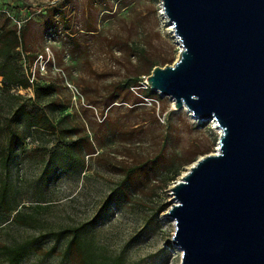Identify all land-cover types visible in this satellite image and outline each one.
I'll list each match as a JSON object with an SVG mask.
<instances>
[{"label": "rangeland", "instance_id": "obj_1", "mask_svg": "<svg viewBox=\"0 0 264 264\" xmlns=\"http://www.w3.org/2000/svg\"><path fill=\"white\" fill-rule=\"evenodd\" d=\"M160 2L0 0V14L6 11L18 26L27 23L32 76L43 82H55L62 89L66 87L64 95L70 93L72 102V109L67 113L76 110L83 121L89 119L92 123H100V115L105 116L108 110L104 106L106 88L140 71L127 48L130 43L145 45L156 58L172 56V63L177 58L179 47L160 14ZM55 3L58 4L56 14H46L45 7ZM61 11L64 15L59 14ZM87 29L94 32L84 31ZM173 51L175 55H172ZM141 84L145 85V79ZM141 88H133L131 92L136 94L135 91ZM19 94L32 96L30 90L19 91ZM160 98L143 101L147 107H154L160 126L168 122L170 138L165 153L177 151L179 162L215 153L219 131L212 123L193 122L183 110H174L170 99ZM82 111H86L85 114ZM112 119L120 123L135 120L123 109H117ZM162 130L158 126L151 128L152 133L141 146L144 153L159 150L157 144L163 136ZM125 139L128 138L123 136V140H118L119 152L127 145ZM44 141L49 146L54 145L52 137H46ZM119 158L125 160L122 156ZM90 159L85 157L84 173L62 156L57 159V168L28 165L21 162V156L13 160L9 173L11 204L18 208L45 207L36 213L40 226L12 227L5 231V239L9 242H32L21 264H70L61 255L64 240L47 237L43 228L78 226L84 227V238L95 241L113 257L120 255L123 264H179L180 253L171 243L173 224L166 216L172 185L160 190V176L153 178L145 192L131 202H107L116 177L110 170L97 166L94 158ZM162 206L166 209L159 212Z\"/></svg>", "mask_w": 264, "mask_h": 264}, {"label": "water", "instance_id": "obj_2", "mask_svg": "<svg viewBox=\"0 0 264 264\" xmlns=\"http://www.w3.org/2000/svg\"><path fill=\"white\" fill-rule=\"evenodd\" d=\"M179 47L146 87L219 130L169 188L179 264H264V0H160Z\"/></svg>", "mask_w": 264, "mask_h": 264}, {"label": "trees", "instance_id": "obj_3", "mask_svg": "<svg viewBox=\"0 0 264 264\" xmlns=\"http://www.w3.org/2000/svg\"><path fill=\"white\" fill-rule=\"evenodd\" d=\"M57 6V3L46 6V14L54 16ZM59 14L64 15V12ZM26 27L27 23L19 26L13 23L6 11L0 14V262L4 264H21L32 244L31 240L9 242L5 239V231L12 227L40 226L36 213L45 209L41 205L18 208L11 204L9 173L15 158L21 156V162L28 165L57 168V159L62 156L66 162L76 164L80 173L85 172V157L94 158L97 166L110 170L116 177L107 202H131L145 192L153 178L160 176V190L164 191L174 184L186 166L197 160L179 162L177 151L165 153L170 138L168 122L160 126L154 107H147L143 101L161 99L141 83L154 67L171 65L172 56L156 58L145 45L130 43L127 48L140 71L106 88L104 106L108 108L107 113L100 115V123H92L89 119L83 121L76 110L66 112L72 109L70 93L64 95L66 87L62 89L55 82L40 81L29 72L32 58ZM84 31L94 32L91 29ZM133 88L141 89L133 94ZM26 90H30L32 96L19 94ZM117 109H123L135 120L120 123L112 119ZM82 112L85 114L86 111ZM153 126L163 129L157 144L159 150L144 153L141 146L152 133ZM123 136L128 138L125 139L127 145L119 152L118 140H123ZM46 137L54 139L53 146L44 141ZM25 149L28 150L23 154ZM121 156L125 160L120 159ZM165 209L166 206H162L159 212ZM43 229L47 237L64 240L61 255L70 264H123L120 255L113 257L95 241L84 238V227Z\"/></svg>", "mask_w": 264, "mask_h": 264}, {"label": "bare ground", "instance_id": "obj_4", "mask_svg": "<svg viewBox=\"0 0 264 264\" xmlns=\"http://www.w3.org/2000/svg\"><path fill=\"white\" fill-rule=\"evenodd\" d=\"M160 14H161V15L163 16V18L165 19V21H166V23H167V25H168V28H169V30H170V32L173 34L171 24L168 23V21H167L166 18L164 17L162 10L160 11ZM182 110H183L184 112H186V110H185L184 108H183ZM186 113H187V112H186ZM187 114H188V113H187ZM188 115H189V114H188ZM191 119H192V118H191ZM192 120H193V122H196V123H201V122H203V121L194 120V119H192ZM210 122L212 123L213 128H214L216 131H219L218 128L214 126V122H212V121H210ZM216 150H217V149H216Z\"/></svg>", "mask_w": 264, "mask_h": 264}]
</instances>
